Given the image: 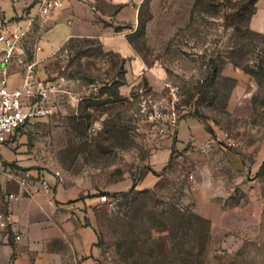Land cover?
Here are the masks:
<instances>
[{"label": "rangeland", "instance_id": "obj_1", "mask_svg": "<svg viewBox=\"0 0 264 264\" xmlns=\"http://www.w3.org/2000/svg\"><path fill=\"white\" fill-rule=\"evenodd\" d=\"M34 1L10 22L27 17ZM256 1L145 0L136 13L99 0L92 20L121 42L76 36L45 58L34 51L37 26L28 35L35 100L49 112L14 136L25 135L27 159L98 196L88 218L98 264H264V32L255 29ZM132 57L157 72V85L126 75ZM7 71L21 74L22 66ZM187 115L213 132L200 153L220 144L239 151L242 163L227 155L223 165L215 153L201 195L195 172L174 163L152 171L153 185L135 188Z\"/></svg>", "mask_w": 264, "mask_h": 264}, {"label": "crops", "instance_id": "obj_2", "mask_svg": "<svg viewBox=\"0 0 264 264\" xmlns=\"http://www.w3.org/2000/svg\"><path fill=\"white\" fill-rule=\"evenodd\" d=\"M27 1L0 0V24L4 20L10 22L15 15L14 10L21 17L23 7L28 6ZM60 1L59 7L43 17L38 15L36 1L29 8L28 14L35 17L28 35L37 26L36 46L40 49L35 51L34 47V51L38 57L50 56L68 39L76 36H101L109 43L121 42L112 38L110 33H101L92 20L101 15L97 7L99 0ZM104 1L129 5L137 13L145 0ZM255 6V29L264 32V0H257ZM25 18L19 20L23 26L28 23ZM120 45L124 47V44ZM126 75L133 80L138 76L145 77L150 86L157 85L160 79L157 72L144 67L139 57L127 61ZM20 80L21 74L8 73L10 89L18 87ZM128 83H131L129 78ZM212 135L213 132L199 118L192 115L181 117L175 137L162 138L160 147L152 156L151 169L143 171L135 188L153 185L157 176L152 171L167 170L169 163H174L195 172L196 189L199 195L204 194L203 190L213 179L211 169L216 164L215 153L224 156L220 162L223 165H227V155L230 163L243 161L239 158V151L227 150L220 144H213L208 154L200 153L198 147L203 146ZM24 144L25 135L17 133L0 145V213L8 218L7 224L0 227V264H98L97 235L88 222L92 207L99 204L98 196L81 195L77 188L68 187L52 172L34 164L25 157L27 147ZM171 153L174 156L172 159ZM43 180L47 187L42 185ZM8 194L15 197L8 199ZM197 203L201 214L209 217V212L204 210L205 201L201 198ZM16 235L19 239L15 238Z\"/></svg>", "mask_w": 264, "mask_h": 264}, {"label": "built area", "instance_id": "obj_3", "mask_svg": "<svg viewBox=\"0 0 264 264\" xmlns=\"http://www.w3.org/2000/svg\"><path fill=\"white\" fill-rule=\"evenodd\" d=\"M60 0H36L38 15L47 16L53 10L60 6ZM33 15L27 14L25 20L27 24L21 25L20 22L2 21L0 24V145L7 142L11 136L24 124L33 121L39 117L48 114V109L40 105L36 100L38 91V81L35 74L34 61L27 60L28 44L27 35L31 30L34 20ZM39 46H35V51L39 50ZM15 62L22 66L21 80L18 87L10 89L8 86L7 65ZM224 139H229L224 137ZM210 138L209 141H213ZM221 141V140H220ZM230 141V139H229ZM209 143V142H207ZM205 145V146H204ZM201 148L204 149L206 144ZM54 176L61 181L62 177L58 171L54 172ZM186 178L193 180L192 173L187 174ZM25 185V182H21ZM42 185L47 187L45 180ZM14 194H8L7 198L12 199ZM103 198L105 196H102ZM7 217L0 213V227L7 224ZM19 239V236H15Z\"/></svg>", "mask_w": 264, "mask_h": 264}]
</instances>
